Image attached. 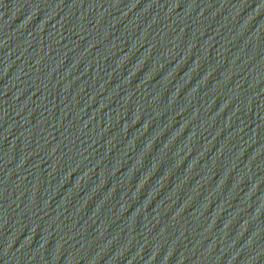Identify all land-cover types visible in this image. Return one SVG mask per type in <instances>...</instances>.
<instances>
[{"label": "water", "instance_id": "obj_1", "mask_svg": "<svg viewBox=\"0 0 264 264\" xmlns=\"http://www.w3.org/2000/svg\"><path fill=\"white\" fill-rule=\"evenodd\" d=\"M0 264H264V0H0Z\"/></svg>", "mask_w": 264, "mask_h": 264}]
</instances>
